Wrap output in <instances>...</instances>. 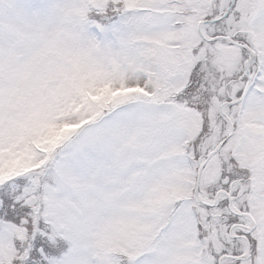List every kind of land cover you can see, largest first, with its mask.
<instances>
[{"label":"snow or ice","instance_id":"snow-or-ice-1","mask_svg":"<svg viewBox=\"0 0 264 264\" xmlns=\"http://www.w3.org/2000/svg\"><path fill=\"white\" fill-rule=\"evenodd\" d=\"M0 264H264V0H0Z\"/></svg>","mask_w":264,"mask_h":264}]
</instances>
